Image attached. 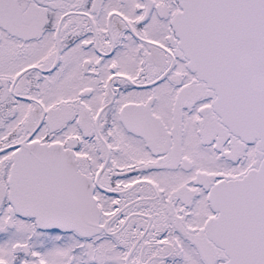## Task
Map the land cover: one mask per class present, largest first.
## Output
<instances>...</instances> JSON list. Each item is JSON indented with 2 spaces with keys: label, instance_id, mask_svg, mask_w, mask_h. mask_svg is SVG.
<instances>
[{
  "label": "snow or ice",
  "instance_id": "6c2138e0",
  "mask_svg": "<svg viewBox=\"0 0 264 264\" xmlns=\"http://www.w3.org/2000/svg\"><path fill=\"white\" fill-rule=\"evenodd\" d=\"M0 264H264V0H0Z\"/></svg>",
  "mask_w": 264,
  "mask_h": 264
}]
</instances>
